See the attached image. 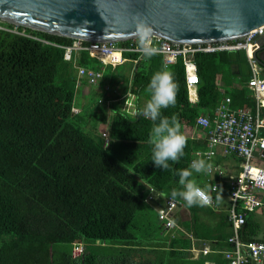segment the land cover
<instances>
[{
    "label": "trees",
    "instance_id": "trees-1",
    "mask_svg": "<svg viewBox=\"0 0 264 264\" xmlns=\"http://www.w3.org/2000/svg\"><path fill=\"white\" fill-rule=\"evenodd\" d=\"M76 41L0 19V264H153L147 254L161 251L139 243L137 228L144 227L137 218L145 214L151 190L171 197L180 191L176 172L189 168L197 150L208 148L206 138H192L182 124L196 126L202 112L213 115L219 88L233 83L223 67L237 60L233 51L195 53L200 82L192 103L182 58L167 65L160 53L124 52L119 66L132 70L124 86L136 93L138 114L117 110L109 141L106 127L101 138L88 128L107 123L98 111L105 104L99 96H108L106 81L116 72L86 49L66 59L65 46ZM242 51L238 60L247 63ZM77 65L104 76L91 83L78 75ZM164 65L176 90L175 104L161 115H175L187 137L184 155L169 161L167 171L152 161L149 137L158 121L140 115L150 99V80ZM119 90L110 91L119 95ZM229 95L233 105H244L248 93L235 88ZM78 244L83 250L74 256ZM189 264H205V258Z\"/></svg>",
    "mask_w": 264,
    "mask_h": 264
},
{
    "label": "built area",
    "instance_id": "built-area-1",
    "mask_svg": "<svg viewBox=\"0 0 264 264\" xmlns=\"http://www.w3.org/2000/svg\"><path fill=\"white\" fill-rule=\"evenodd\" d=\"M263 35L264 24L241 38L206 43L164 41L160 36L150 35V47L156 49L155 53L162 54L167 65L182 58L188 97L192 103H196L198 95L192 97L191 92L198 93L200 82L197 64L194 60L195 53L243 50L247 53L248 60L252 65L253 79L250 80L249 84L254 88L258 101V107L255 111L250 105L231 108V98L225 97L213 115L201 114L196 119V126L206 131L208 148L196 151L191 162L198 158L210 160L219 150L225 156L236 155L243 161L240 172L227 179L230 190V206L226 217L232 223V230L228 237L232 247L224 252L226 264H252L264 261V240L244 241L241 234L242 227L247 222L248 213L262 205L261 193H264V164L256 161L264 159V135H262L264 118L260 116L259 112V101L264 93V77L259 78L261 65L254 59L255 53L261 45L259 38ZM65 48L66 59L72 58L74 50L86 49L104 64L122 62L123 53L126 51L144 53L139 45V37L127 40L125 44L108 41L103 43L88 42L85 45L82 40H77L73 46H65ZM77 68L78 75L86 77L91 83L99 82L104 76L103 71H95L80 65H77ZM106 88L109 89L110 87L107 86ZM134 114L137 115L138 111H135ZM103 135L110 141L109 131ZM213 172L212 167L209 174H213ZM217 189L218 183L215 182L212 184V190L216 191ZM153 191L151 190L146 201L153 199L151 194ZM205 191L210 197L208 204H213L214 199L211 193L206 189ZM179 204L180 201L177 198L170 196L166 199L164 206L159 209V219L166 228H175L176 222L173 213ZM82 250V244L76 245L73 255L79 256ZM205 252L208 250L206 249Z\"/></svg>",
    "mask_w": 264,
    "mask_h": 264
},
{
    "label": "water",
    "instance_id": "water-1",
    "mask_svg": "<svg viewBox=\"0 0 264 264\" xmlns=\"http://www.w3.org/2000/svg\"><path fill=\"white\" fill-rule=\"evenodd\" d=\"M0 19L95 43L137 38L142 27L164 41L206 43L263 25L264 0H0ZM259 49L254 59L264 66Z\"/></svg>",
    "mask_w": 264,
    "mask_h": 264
},
{
    "label": "crops",
    "instance_id": "crops-1",
    "mask_svg": "<svg viewBox=\"0 0 264 264\" xmlns=\"http://www.w3.org/2000/svg\"><path fill=\"white\" fill-rule=\"evenodd\" d=\"M259 42L261 45L264 44V35L259 38ZM256 52L257 55L262 53L260 49ZM244 53L246 54L247 63L240 62L237 57L239 54L237 51H233V57L237 61L235 63L229 61L223 67L226 79L231 80L233 83L219 88L222 94L220 103L225 97L231 98L229 93L238 88L239 91L245 90L248 93L244 105H250L255 111L258 107V101L254 88L249 84L250 80L253 79L252 65L248 60L247 53L245 51ZM122 63L124 62L113 64L116 74H113V81L110 74V78L106 81V84L111 87L107 89L109 90L107 91L108 96L107 93L99 96V99H102L101 102L105 104L100 106L98 111L99 114L107 117L109 126L105 130L108 131L109 128L111 131L112 125L116 122L117 110L137 116L134 114L135 111H138L135 105L136 93L130 90L129 87L124 86V80H127V77L120 75L117 70V66ZM122 69L129 73V78L132 76V70L127 66ZM260 74L264 75V66L262 65L258 75ZM112 86L114 87L113 93L116 92V87L120 89L119 95H112V91H110ZM128 92L130 95L127 97ZM195 95H198V93L191 92L192 97ZM242 98L239 100L244 101ZM230 103L231 108L243 106L233 105L232 101ZM262 107H264V93L259 101L260 116L264 118L261 115ZM202 114H207V112H202ZM182 128L192 138H206V131L201 127L182 124ZM262 132L264 133V129H262ZM205 161L211 163L214 170L213 174L200 173L199 176L196 174L194 180L198 186H205V189L211 193L214 199L213 204L188 206L182 198H178L180 204L173 213L176 226L175 228H166L160 219L156 221V214L170 196L154 190L151 193L153 199L146 201L148 208H144L145 214H139L137 223L142 225L144 229L137 228V240L139 243H143V247L161 251L147 254L148 259L153 264H166L167 260H169V264H184L185 262L189 264L190 261H198L202 258H205V264H226L224 252L232 247V244L228 241L232 223L226 217L230 206V190L227 179L240 172L243 161L236 155L225 156L221 150L212 159ZM256 161L264 164V159ZM215 182L218 183V189L213 191L212 184ZM261 196L262 205L248 213L247 222L242 227L241 234L244 241L264 240V193H261ZM154 223H159V226L152 228L151 225ZM206 249L208 252H205ZM172 251H179L181 254L177 255ZM252 264H264V261Z\"/></svg>",
    "mask_w": 264,
    "mask_h": 264
},
{
    "label": "clouds",
    "instance_id": "clouds-1",
    "mask_svg": "<svg viewBox=\"0 0 264 264\" xmlns=\"http://www.w3.org/2000/svg\"><path fill=\"white\" fill-rule=\"evenodd\" d=\"M140 32L139 45L146 56L155 54L156 49L150 47L151 30L147 27L138 29ZM150 99L147 101L140 115L152 121L154 124L149 137V143L153 146L152 161L157 168L169 170V161L177 162L184 155V148L187 145V137L181 131V124L175 115L171 118L162 116L161 110L175 104V90L173 74L164 65L163 70L156 72L148 85ZM130 93H127V97ZM211 163L205 159L198 158L191 162L189 168L179 169L176 175L179 177L180 191H173L172 196H179L188 206L206 205L210 201L205 189L198 186L195 180L191 179L193 172L210 173Z\"/></svg>",
    "mask_w": 264,
    "mask_h": 264
},
{
    "label": "rangeland",
    "instance_id": "rangeland-1",
    "mask_svg": "<svg viewBox=\"0 0 264 264\" xmlns=\"http://www.w3.org/2000/svg\"><path fill=\"white\" fill-rule=\"evenodd\" d=\"M15 25H17V24H15ZM118 43H120V42H118ZM118 68H117V70H118V73H120V75H122V76H125V77H129V73L126 71V70H123L120 66H117ZM97 87L99 88V86L97 85ZM96 87V88H97ZM130 107H131V103H130ZM129 107V108H130ZM130 112V111H129ZM187 125V124H186ZM107 126H109L108 125V123H105V124H100L99 122H92L91 123V128H88V130L91 132V131H95V133H96V135L98 136V137H100L101 138V133H102V129H103V127H107ZM97 131V132H96ZM108 131V130H107ZM111 131H112V129H111ZM110 128H109V137L111 136L110 135ZM101 140V139H100Z\"/></svg>",
    "mask_w": 264,
    "mask_h": 264
}]
</instances>
